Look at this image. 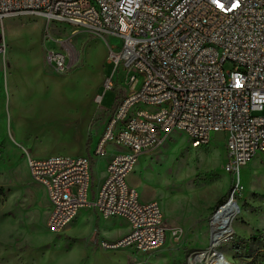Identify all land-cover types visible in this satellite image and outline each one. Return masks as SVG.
I'll return each mask as SVG.
<instances>
[{"label":"built area","instance_id":"2783aa9c","mask_svg":"<svg viewBox=\"0 0 264 264\" xmlns=\"http://www.w3.org/2000/svg\"><path fill=\"white\" fill-rule=\"evenodd\" d=\"M20 16L43 17L48 31L59 22L122 40L120 45L107 41L115 72L104 88L114 90L121 79L125 89L107 111L96 146L84 156L28 158L30 175L48 197V227L62 230L86 207L104 218H123L129 232L104 240L103 248L132 250L140 257L130 264H149L150 256L181 231L168 226L158 201H142L130 184L139 156L174 131L185 132L194 147L220 134L232 184L210 217L204 252L216 256L213 262L224 258L218 250L235 235L225 222L242 209L241 170L264 156V0H0V23ZM5 48L0 35V55ZM47 59L63 73L73 65L67 49L50 50ZM111 144L125 151L110 158L106 176L95 185L94 161L106 156Z\"/></svg>","mask_w":264,"mask_h":264},{"label":"rangeland","instance_id":"374dc122","mask_svg":"<svg viewBox=\"0 0 264 264\" xmlns=\"http://www.w3.org/2000/svg\"><path fill=\"white\" fill-rule=\"evenodd\" d=\"M47 25L40 16L0 23L6 40L0 55V188L6 192L0 204V264H130L139 254L101 244L112 240L103 235L104 229L113 237L127 233L123 218L98 217L95 209L86 207L62 230H51L46 191L28 167L29 156H84L96 146L93 136L125 89L121 79L114 90L104 88L105 79L115 72L107 41L120 45L122 40L99 38L67 23L52 22L50 31ZM63 49L73 63L64 73L47 59L50 50ZM232 67L231 62L225 65L227 70ZM118 75L124 77V72ZM139 159L133 187L142 201H158L166 218L167 202L168 226L181 231L150 256L149 264H191L209 249L210 217L232 184V174L225 170L224 140L218 134L210 144L194 147L185 132L174 131ZM94 171L98 185L104 168ZM241 178L245 190L233 222L235 235L223 242L218 255H227L230 264H264V156L243 167ZM204 258L196 264L216 260L213 254Z\"/></svg>","mask_w":264,"mask_h":264},{"label":"crops","instance_id":"0c3cea01","mask_svg":"<svg viewBox=\"0 0 264 264\" xmlns=\"http://www.w3.org/2000/svg\"><path fill=\"white\" fill-rule=\"evenodd\" d=\"M106 118V117H105ZM105 122H106V119H104V121L99 125V128H98V130H97V133H96V135H94L93 136V142L95 141V140H97L100 136H101V134H102V132H103V130H104V126H105ZM91 150V149H90ZM123 151H125V148H123V147H120V146H117V145H113V144H111L109 147H108V154L106 155V156H104V157H99V158H97L95 161H94V169L95 168H97V166H103V168H104V176H103V178H102V180L100 181V183L103 181V179H104V177L106 176V166H107V164H108V161L110 160V158L114 155V154H117V153H119V152H123ZM90 152V151H89ZM94 173H95V171H94ZM129 182H130V184L133 186V183H134V178H133V174L130 176V178H129ZM99 183V184H100ZM98 184V185H99ZM151 201V200H150ZM49 209H50V206H49ZM97 213V212H96ZM79 214L80 213H78V216H79ZM98 214V213H97ZM77 216V217H78ZM98 217H100V215L98 214ZM167 223H168V221H167ZM104 231V234L103 235H106V234H108L110 237H112L111 239L112 240H116V239H118V238H120L121 236H117V237H113L112 235H111V230H109V231H107V233L105 232V229L103 230ZM129 232V226H128V231H127V233ZM126 233V234H127ZM125 235V234H124ZM123 235V236H124ZM110 240V239H109Z\"/></svg>","mask_w":264,"mask_h":264},{"label":"bare ground","instance_id":"6f19581e","mask_svg":"<svg viewBox=\"0 0 264 264\" xmlns=\"http://www.w3.org/2000/svg\"><path fill=\"white\" fill-rule=\"evenodd\" d=\"M13 42V41H12ZM141 159H139L138 161H137V164H136V167L135 168H137V166H139V164L141 163ZM165 188V187H164ZM166 199H168V195H166ZM162 199V198H161ZM167 203V202H166ZM163 204V207L165 208V212L167 213V218L168 217H170L171 215H170V213H168V208L166 207L167 206V204ZM233 222L234 221H232V222H229V223H227L226 224V222H225V227L227 226V232H231V230L233 229ZM224 226V225H223ZM85 227H87V226H85ZM234 230V229H233ZM223 233V232H222ZM221 232L219 233V238H220V236H221V234H222ZM234 233H235V230H234ZM219 238H218V240L217 241H219ZM133 252V251H132ZM205 254L204 255H202V256H198L197 258H196V262L197 263H200V262H202L203 260H205V258L203 259V256H205V255H208V253L209 252H204ZM162 254V253H161ZM151 257H152V255H151ZM162 257H165V256H162ZM139 258V257H138ZM224 258H226V259H224ZM224 258H220L219 260H217V261H215V262H213L212 264H230L229 263V261H228V258H227V255H225V257Z\"/></svg>","mask_w":264,"mask_h":264},{"label":"trees","instance_id":"16d2710c","mask_svg":"<svg viewBox=\"0 0 264 264\" xmlns=\"http://www.w3.org/2000/svg\"><path fill=\"white\" fill-rule=\"evenodd\" d=\"M90 142H91V139L89 140V146L88 147H90ZM5 196H6V192L4 191L3 188H0V204L2 203L3 199L5 198ZM222 201L223 200H220L218 202V204H220Z\"/></svg>","mask_w":264,"mask_h":264}]
</instances>
